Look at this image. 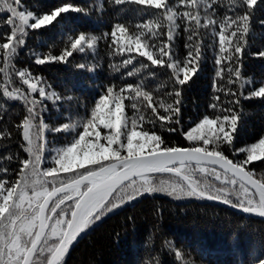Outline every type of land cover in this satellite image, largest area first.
Wrapping results in <instances>:
<instances>
[{"label":"snow or ice","instance_id":"obj_1","mask_svg":"<svg viewBox=\"0 0 264 264\" xmlns=\"http://www.w3.org/2000/svg\"><path fill=\"white\" fill-rule=\"evenodd\" d=\"M105 2L117 15L134 11L144 18L131 26L117 20L99 35L69 29L59 54H53L54 45L47 53L28 49L32 62L68 64L74 54L96 60L103 40L109 57H122L109 64L114 72L145 76L134 83L104 86L83 116L69 115L52 127L42 115L48 109L45 101L57 105L73 97L51 90L43 76L17 67L15 61L30 34L59 24L70 13L102 14ZM260 9L264 0H94L87 8L62 0L48 11L35 12L24 0H0V29H7L0 31V96L23 104L24 115L15 130L27 154L0 155V161L18 164L16 169L0 165V264H66L82 234L145 195L219 201L264 218V172L249 167L264 162V136L235 145L243 118L241 100L264 99V81L243 75L246 55L264 58V48L249 51L254 21L264 28V19L257 20ZM181 37L183 56L173 52ZM206 37L212 44H206ZM208 48L215 52L214 95L208 105L213 113L185 132L183 88L201 70ZM99 66L98 60L74 65L88 72ZM155 69L170 70L172 90L163 97L155 96L145 82L157 76ZM216 93H223L224 99ZM5 102H0V149L13 137ZM157 127L179 132L190 146H170ZM45 130L66 134L65 143L49 148ZM46 151L50 156L45 157ZM241 154L243 159H238ZM45 159L50 166H44ZM165 244L179 264H194L171 241ZM252 264H264V249Z\"/></svg>","mask_w":264,"mask_h":264},{"label":"trees","instance_id":"obj_2","mask_svg":"<svg viewBox=\"0 0 264 264\" xmlns=\"http://www.w3.org/2000/svg\"><path fill=\"white\" fill-rule=\"evenodd\" d=\"M24 2L33 11L43 12L59 5L62 0H24ZM71 2L87 8L94 0H71ZM105 7L107 10L102 14L96 11L87 16L70 13L59 24L30 34L26 48L21 50L15 61L17 67L21 69L27 67L34 75L43 76L51 85V90L62 96L73 97L71 101L64 100L57 105L45 101L48 109L42 115L45 123L52 127L66 122L69 115L83 116L85 108L93 104L98 95L104 91V86L110 83L117 85L134 83L145 76L142 73L137 77H126L114 72L109 64L118 63L122 57H109L107 43L103 40L99 43L96 58L100 66L94 72L74 67L81 62L89 64L96 62L87 55L74 54L69 58L68 64L35 65L32 62L28 49L47 53L49 47L54 45L53 54H59L65 46L61 38L69 29H74L77 34L84 31L99 35L110 31L117 20L129 23L131 26L144 18L136 15L134 11L117 15V11L108 7L106 2ZM129 7L134 8V6ZM258 19H264V9L258 10ZM130 30L134 31L131 27ZM253 32L255 36L254 39L250 38L249 51L264 48V28H261L256 21L253 23ZM206 44H212L211 38L206 37ZM173 52H178L180 56L185 54L183 37L176 41ZM205 55L207 59L201 65V70L183 88L181 123L185 132L204 115L213 113L208 105L214 95L212 84L215 74L213 63L215 52L208 48ZM155 71L157 76L147 78L145 82L149 90L154 91L155 96L163 97L165 92L172 90L169 80L170 70L155 69ZM243 75L254 78L257 82L264 81V58L246 55ZM162 83L166 87L160 88ZM16 84L21 86L18 79ZM256 86L258 87L259 83ZM216 94L221 96V100L224 99L223 93ZM0 102H5L2 96ZM5 103L9 108L10 117L7 119V126L13 132V137L10 141L4 142L8 147L0 149V155L19 152L26 158L27 154L20 148L22 137L15 130V125L24 115L23 104L18 101ZM241 108L243 118L236 134V147L251 144L264 136V99H242ZM127 111L130 114V109ZM156 131L170 146H190L179 132L161 131L159 127ZM44 136L49 141V148L65 143L64 133L45 130ZM225 153L231 158L230 151L225 149ZM44 155L48 157L50 152L46 151ZM237 158L243 159V155ZM0 165H6L11 169L18 168L15 161L11 163L6 160L0 161ZM44 166H50L48 159H45ZM249 167L254 168L257 174L264 172V162H255ZM10 176L15 178L14 173H10ZM166 241H171L176 248L183 250L186 258L193 260L194 264H252L254 258L264 249V218L207 200L178 202L166 196L145 195L124 204L96 222L74 244L66 257V264H149L150 261L155 260L160 264H179L166 246Z\"/></svg>","mask_w":264,"mask_h":264},{"label":"rangeland","instance_id":"obj_3","mask_svg":"<svg viewBox=\"0 0 264 264\" xmlns=\"http://www.w3.org/2000/svg\"><path fill=\"white\" fill-rule=\"evenodd\" d=\"M153 196H166V197H168L167 195H164V194H159V193H157V194H152ZM168 198H171V197H168ZM172 200H175V201H178V202H185V201H191V200H197V199H195V198H188V199H179V200H177V199H173V198H171ZM127 204V203H126Z\"/></svg>","mask_w":264,"mask_h":264},{"label":"water","instance_id":"obj_4","mask_svg":"<svg viewBox=\"0 0 264 264\" xmlns=\"http://www.w3.org/2000/svg\"><path fill=\"white\" fill-rule=\"evenodd\" d=\"M207 201H209V200H207ZM212 202H215V203H218V204H220V205H223V206H226V207H229V208H231V209H235V208H232L231 206H228V205H225V204H223V203H221V202H219V201H212ZM235 210H238V209H235ZM238 211H240V210H238ZM83 235V234H82ZM80 239V238H79ZM78 239V240H79Z\"/></svg>","mask_w":264,"mask_h":264}]
</instances>
